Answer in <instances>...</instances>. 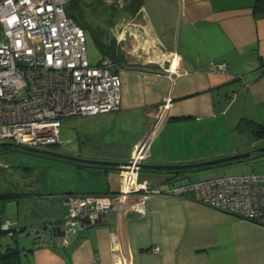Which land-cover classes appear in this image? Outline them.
<instances>
[{
    "label": "crops",
    "instance_id": "0c3cea01",
    "mask_svg": "<svg viewBox=\"0 0 264 264\" xmlns=\"http://www.w3.org/2000/svg\"><path fill=\"white\" fill-rule=\"evenodd\" d=\"M262 4L140 0L114 37L122 53L116 66L122 82L120 108L68 117L76 118L80 146L66 154L118 164L79 165L61 159L62 175L87 181H67L60 196L0 189V195L12 194L3 206L13 204L7 205L15 210L12 226L38 231L19 249L18 264H264V225L186 196L151 194L144 214L129 209L120 218L101 215L66 242L61 226L68 193L119 191V167L149 131L142 163H189L241 153L229 148V131L241 117L264 125ZM220 61L226 70L210 68ZM2 166L8 165L0 161ZM171 175L139 171L140 181L146 180L152 190L183 183ZM45 205L47 211L32 216ZM1 219L8 217L2 212Z\"/></svg>",
    "mask_w": 264,
    "mask_h": 264
},
{
    "label": "built area",
    "instance_id": "2783aa9c",
    "mask_svg": "<svg viewBox=\"0 0 264 264\" xmlns=\"http://www.w3.org/2000/svg\"><path fill=\"white\" fill-rule=\"evenodd\" d=\"M68 2L0 0V142L27 147L56 144L63 119L120 108L117 64L109 56L89 61L85 29L66 13ZM210 68L227 67L220 61ZM150 136L151 131L140 139L128 164L120 167L118 192L66 195L68 212L61 223L65 242L96 224L101 215L114 213L120 218L129 209L144 214L146 198L155 193L186 196L264 225V172L188 180L152 190L139 179ZM10 224L5 219L1 227L8 229Z\"/></svg>",
    "mask_w": 264,
    "mask_h": 264
},
{
    "label": "rangeland",
    "instance_id": "374dc122",
    "mask_svg": "<svg viewBox=\"0 0 264 264\" xmlns=\"http://www.w3.org/2000/svg\"><path fill=\"white\" fill-rule=\"evenodd\" d=\"M101 1V4H96V0H79L88 24L87 29H85L86 48L87 57L91 63H96L102 57L101 51L97 47L91 32L100 28L106 34L105 40L109 41L111 38L115 37L116 34H119L122 23L126 22L130 16L129 13L126 12V9L131 0ZM75 119L76 118H65L62 120L56 145H44L38 146L37 148L64 154L77 152L80 144L76 137ZM5 141L12 142L10 140ZM227 142L231 151H235L236 149L238 152H245L264 145V139H255L249 130H237V128L234 127L233 130L228 133ZM12 147L11 150L0 154V161L8 165L0 167V189L2 190L6 187L9 189L19 187L21 189L25 188L28 192H52L60 196L58 192L67 181H87V179L84 178L76 179L73 175H62L60 172V165L61 163L64 165V162L61 161V158L34 154L26 151L22 147ZM262 172H264V155H257L228 164L190 171L187 174L182 172L179 178L185 182L188 178L191 180H200L221 175L238 176ZM166 174L165 172L150 173L152 176L159 177L166 176ZM175 180L178 181L176 178ZM9 204H5L3 213H5L8 219L12 220L11 217L13 212L15 213V210H11L10 207H13L11 206L13 204H10V207L7 206ZM39 211H47V205L39 207V210L35 209V211L32 212V216L35 214L39 215ZM15 227L16 226H12V228ZM32 228L33 227L28 226L24 232L16 233V236L12 238L7 233H1L0 252L4 253L7 247H18V249L21 250L22 245H28L33 239L32 237L34 234L38 232L36 231L37 229L34 230ZM38 229L40 230L39 227Z\"/></svg>",
    "mask_w": 264,
    "mask_h": 264
},
{
    "label": "trees",
    "instance_id": "16d2710c",
    "mask_svg": "<svg viewBox=\"0 0 264 264\" xmlns=\"http://www.w3.org/2000/svg\"><path fill=\"white\" fill-rule=\"evenodd\" d=\"M260 1H264V0H260ZM101 2H102L101 0H96L95 3L101 4ZM139 6H140V0H131L130 4H128V6H127L126 12L133 14L139 8ZM65 9H66V13L69 16H71L84 29H87L88 24H87V21L85 19L84 12H83V9L81 8L79 0H69ZM258 11L261 13H264V4L261 5V8H259ZM91 35H92L97 47L101 51L102 56L111 57L113 59V61L118 66V62L120 60V57H122V53H121L119 47L116 45L115 38L113 37L109 41H106L105 40L106 34L100 28H97L94 31H92ZM115 71H117V70L115 69ZM235 128H237V130H249L251 132V134L255 137V139H258V140L264 139V125H261L260 123L254 121L250 118L241 117ZM12 146L22 147L26 151L34 153V154L51 156L46 151L34 150L30 147L22 146V145H19L16 143H7L4 145H0V154L4 153L5 151L11 150L13 148ZM257 155H264V151H258V152H254L252 154H247L245 156H242L241 158L224 161L221 164H228L231 162H236L239 160L248 159V158H251V157H254ZM62 160H67V161L76 163L75 161L70 160V159H62ZM79 165H81V164H79ZM215 165H218V164H214V166ZM156 171L157 172H165L166 170L157 169ZM182 172L186 173L189 171L182 169L181 171H178L177 173H171L172 179H175V178L178 179L180 177V173H182ZM11 197H12V194L8 193V192L4 193L3 195H0V234L1 233H7L12 238V237L16 236V233H19L22 231H19V229L17 227L12 228V224L9 225L8 229H3L1 227L3 221L5 220V219H1V214L3 212V206H4V203L7 201V199L11 198ZM19 252L20 251H19L18 247H14V248L7 247L5 249L4 253L0 252V264H18V257L20 255Z\"/></svg>",
    "mask_w": 264,
    "mask_h": 264
},
{
    "label": "water",
    "instance_id": "95a60500",
    "mask_svg": "<svg viewBox=\"0 0 264 264\" xmlns=\"http://www.w3.org/2000/svg\"><path fill=\"white\" fill-rule=\"evenodd\" d=\"M7 143H11V142H5V141L0 142V145H4ZM30 148H32L34 150L46 151L51 156L62 158V159H70V160L75 161L77 164H81V165L96 164V165L108 166V165L118 164V162H114V161L83 158V157H78V156H74V155H70V154H66V153L64 154V153H59V152L50 151V150H46V149H39L37 147H30ZM258 151H264V145L258 146L256 148H253L251 150L241 152V153H235V154H231L228 156L205 159L202 161H195V162H189V163L147 164V163L141 162L139 171H142L145 173H157V171H156L157 169H164V170H166L165 173L171 174V173H177L178 171L185 169V170H188L190 172V171H194V170L209 168L211 166H214V164L222 165L221 163L224 161L241 158L242 156H245L247 154H252V153L258 152ZM125 164H128V160L125 163H123L122 165H125ZM122 165H120V167ZM215 166H217V165H215ZM120 167H119V169H120Z\"/></svg>",
    "mask_w": 264,
    "mask_h": 264
}]
</instances>
